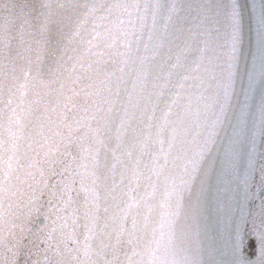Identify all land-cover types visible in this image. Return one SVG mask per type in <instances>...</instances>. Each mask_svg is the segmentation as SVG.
<instances>
[{
	"label": "snow or ice",
	"instance_id": "snow-or-ice-1",
	"mask_svg": "<svg viewBox=\"0 0 264 264\" xmlns=\"http://www.w3.org/2000/svg\"><path fill=\"white\" fill-rule=\"evenodd\" d=\"M0 264H264V0H0Z\"/></svg>",
	"mask_w": 264,
	"mask_h": 264
}]
</instances>
